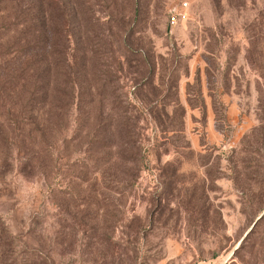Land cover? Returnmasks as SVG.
<instances>
[{
	"label": "rangeland",
	"instance_id": "rangeland-1",
	"mask_svg": "<svg viewBox=\"0 0 264 264\" xmlns=\"http://www.w3.org/2000/svg\"><path fill=\"white\" fill-rule=\"evenodd\" d=\"M0 264H264V0H0Z\"/></svg>",
	"mask_w": 264,
	"mask_h": 264
},
{
	"label": "built area",
	"instance_id": "built-area-1",
	"mask_svg": "<svg viewBox=\"0 0 264 264\" xmlns=\"http://www.w3.org/2000/svg\"><path fill=\"white\" fill-rule=\"evenodd\" d=\"M189 6L188 1H183L181 6L172 7L169 10V21L171 26L177 25L182 18L186 17V9Z\"/></svg>",
	"mask_w": 264,
	"mask_h": 264
},
{
	"label": "trees",
	"instance_id": "trees-1",
	"mask_svg": "<svg viewBox=\"0 0 264 264\" xmlns=\"http://www.w3.org/2000/svg\"><path fill=\"white\" fill-rule=\"evenodd\" d=\"M36 40H37V37H36ZM27 80L29 81L30 79H27ZM21 86L23 87L24 85L22 84ZM15 90H16L17 93L21 94V87H17V89L15 88ZM23 90L26 91V89L24 87H23Z\"/></svg>",
	"mask_w": 264,
	"mask_h": 264
},
{
	"label": "clouds",
	"instance_id": "clouds-1",
	"mask_svg": "<svg viewBox=\"0 0 264 264\" xmlns=\"http://www.w3.org/2000/svg\"><path fill=\"white\" fill-rule=\"evenodd\" d=\"M23 192H24V189L21 188V189H20V194H23Z\"/></svg>",
	"mask_w": 264,
	"mask_h": 264
}]
</instances>
